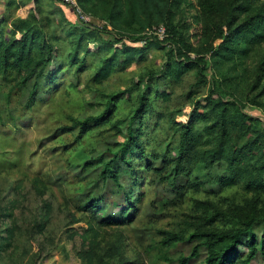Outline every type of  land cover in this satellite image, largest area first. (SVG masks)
Instances as JSON below:
<instances>
[{"label":"trees","instance_id":"trees-1","mask_svg":"<svg viewBox=\"0 0 264 264\" xmlns=\"http://www.w3.org/2000/svg\"><path fill=\"white\" fill-rule=\"evenodd\" d=\"M57 3L7 0L0 13V84L12 85L22 92L27 90V105L31 107L37 104L42 79L47 78L42 90L50 84L57 88L59 79L67 74L65 68L85 67L88 56L93 52L101 54L107 45L121 43L101 60L90 83L102 84L113 73L145 59L150 50L165 49L168 42L163 77L175 83L191 73L196 77V88L191 87L186 96L194 102L189 119L186 123L168 124L164 142L153 141V145L151 134L158 133L165 121L154 110V104L159 98L170 100L171 93L148 87L122 125L126 140L116 142L110 160L104 161L102 181L111 179L117 187H123L121 176L132 171L131 183L129 187L125 185L123 195L129 207H135L127 201L130 192L140 184L131 157L147 156L151 159L147 160V171L158 175L156 184L168 183L171 194L162 197L164 201L169 198L168 202H176L190 191L205 195L193 198L190 206L192 214L188 215L200 221L192 225L191 234L167 231L158 242L159 249L169 250L178 242L200 240L190 255L181 257L179 264H189L199 257L198 249L202 246L207 250L205 264H254L259 257L264 263V125L244 110L247 101L264 107V0H79L82 12L99 24L71 21L62 2ZM25 6L29 8L22 17L17 11ZM11 8L16 11L11 13ZM160 27L165 28L163 39L157 36ZM105 34L113 39L103 40ZM65 41L72 43L73 48L64 56L60 54V43ZM98 42L93 51L89 45ZM256 57H260L258 65L249 70L248 60ZM54 60H59V64L50 71ZM207 84L208 92L202 96ZM130 91L112 93L103 112L79 120L76 127L84 133L108 123L119 101ZM143 137L151 139L148 152ZM199 165L207 170L200 180L194 176ZM236 187L245 192L239 201L219 194ZM83 199L82 209L88 210L99 207L98 202L105 198L86 194ZM135 210L137 214V206ZM123 214L119 219L103 216L99 223L131 224L133 216ZM44 227L45 224L41 225V231ZM256 228H262L261 236ZM6 231L4 239L10 246L15 231L13 227ZM76 234L82 240V248L77 252L82 264H106L104 259L108 261L120 253L117 246L110 247L112 254L101 253L106 247H102L99 232L92 226ZM240 246H246L248 251L243 252Z\"/></svg>","mask_w":264,"mask_h":264},{"label":"rangeland","instance_id":"rangeland-1","mask_svg":"<svg viewBox=\"0 0 264 264\" xmlns=\"http://www.w3.org/2000/svg\"><path fill=\"white\" fill-rule=\"evenodd\" d=\"M6 2L0 0V13L5 10ZM57 2L63 4L62 0ZM28 8H21L17 14L26 16ZM45 8L50 9L48 6ZM9 11L14 13L16 10L11 8ZM75 13L78 23L99 24L91 18L84 20ZM59 32L65 34L61 30ZM157 36L164 38L159 33ZM102 38L113 39L106 34ZM165 44V49L150 50L145 59L135 61L126 70L113 73L102 84L90 83V76L101 60L111 55L113 47H119L121 43L107 45L101 54L93 52L88 56L85 67L75 65L65 68L67 74L59 79L57 88L53 89L50 84L49 88L42 90L47 78L42 79L37 104L31 107L27 105V90L22 92L12 85L0 84V264H82L77 255L82 248V240L76 232H84L90 226L99 232L98 240L101 239L102 247L108 250L105 248L101 253L112 254L114 246L120 250L108 261L104 259L106 264H120L122 261L130 262L128 264H179L181 257L190 255L200 244V240H195L178 242L169 250L158 248V242L162 241L167 231L191 234L192 225L200 221L189 216L192 214L190 206L193 198L204 197V194L190 191L176 202H168L169 198L164 201L162 197L171 194L168 183L157 185L158 175L146 168L147 160L150 162L151 159L133 155L131 160L140 184L134 192H130L131 197L127 201L137 206L136 214L135 207H129L123 195L125 185L129 187L131 183L132 171H125L121 176L123 187H117L111 179L103 182L100 175L104 170V161L110 160L116 142L126 140L125 126L122 125L133 114L140 95L148 87L171 93L170 100L159 98L154 104V110L160 112L165 121L158 133L151 134L153 145H156L153 141L164 142L168 124L186 123L189 119L194 102L186 96L191 87L196 88V77L193 73L188 74L179 83L163 77L170 49V44ZM60 46V54L64 56L73 48L72 43L67 41L61 42ZM98 46L99 42L89 45L93 51ZM261 52L264 53V45ZM83 56L82 52L81 58ZM260 57L248 60L249 70L258 65ZM59 60L51 62L50 71L55 70ZM212 74L210 69V81ZM207 85L202 90V96L208 92L210 84ZM127 89L131 91L119 101L111 121L81 133L75 125L79 120L103 112L112 93ZM244 110L259 118L264 125V107L247 101ZM142 143L148 152L151 139L143 137ZM203 168V165L196 168L197 175L194 176H198L199 180L204 179L207 171ZM164 176L162 173L161 177ZM86 194L105 199H100L99 207L83 210V195ZM219 194L239 201L245 192L236 187ZM125 210L130 211L125 215ZM122 214L130 218L133 216V222L110 226L99 223V218L103 216L112 215L119 219L123 218ZM43 224L45 227L41 231ZM9 227L15 231L10 246L4 239ZM256 230L261 236L262 228ZM240 250L246 252L248 248L240 246ZM198 251L199 257L189 264H205V246L199 247ZM254 264L264 263L259 257Z\"/></svg>","mask_w":264,"mask_h":264},{"label":"built area","instance_id":"built-area-1","mask_svg":"<svg viewBox=\"0 0 264 264\" xmlns=\"http://www.w3.org/2000/svg\"><path fill=\"white\" fill-rule=\"evenodd\" d=\"M65 4L69 5L73 10L74 12H77L84 20L86 19H89V17L87 15H85L80 6H79V0H62ZM160 34V37L161 35L162 36H165V28L164 27H160L158 30H157V34Z\"/></svg>","mask_w":264,"mask_h":264},{"label":"crops","instance_id":"crops-1","mask_svg":"<svg viewBox=\"0 0 264 264\" xmlns=\"http://www.w3.org/2000/svg\"><path fill=\"white\" fill-rule=\"evenodd\" d=\"M62 7H63V10L65 11V14H66V16L71 20V21H73V22H77V18H75V12H74V10L69 6V5H67V4H65V3H63L62 4ZM22 17H24V16H22ZM76 19H74V18Z\"/></svg>","mask_w":264,"mask_h":264}]
</instances>
